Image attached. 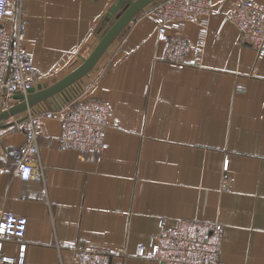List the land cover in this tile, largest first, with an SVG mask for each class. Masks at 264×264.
<instances>
[{"label": "crops", "instance_id": "obj_1", "mask_svg": "<svg viewBox=\"0 0 264 264\" xmlns=\"http://www.w3.org/2000/svg\"><path fill=\"white\" fill-rule=\"evenodd\" d=\"M118 1L9 0L28 20L25 47L35 77L43 76L37 84L82 63ZM236 1L212 0L203 48L198 26L185 27L193 64L182 69L163 60L148 6L90 74L62 92L60 104L95 97L110 105L119 125L108 128L103 152L60 150V122L44 120L35 157L42 177L25 181L7 149L24 142L14 128L30 111L0 124V211L27 217L25 264H74L78 247L108 249L112 264H157L138 248L149 252L162 221L172 227L179 219L221 225L224 264H264V56L239 44L228 19ZM56 107L47 100L31 112ZM20 247L7 240L0 254L16 256Z\"/></svg>", "mask_w": 264, "mask_h": 264}, {"label": "built area", "instance_id": "obj_2", "mask_svg": "<svg viewBox=\"0 0 264 264\" xmlns=\"http://www.w3.org/2000/svg\"><path fill=\"white\" fill-rule=\"evenodd\" d=\"M212 0H161L153 8L159 40L164 44L163 60L182 69L193 63L187 59L190 41L184 33L187 25L198 26V45L203 48L209 31ZM238 32V42L252 48L258 57L264 56V7L253 0H237L228 15ZM12 24L8 28V24ZM28 20L24 10L17 12L9 0H0V99L4 108L15 101V94H27L37 86L33 73V59L25 47ZM57 120L61 128L58 136L60 150L73 149L80 157L86 153H101L107 147L106 132L119 125L110 105L89 97L64 101L59 107L40 112H28L25 120L15 126L24 134V142L7 149V155L18 161V174L28 181L42 177V169L35 157L39 152L44 120ZM228 160L224 170H227ZM228 179L223 180V188ZM28 220L24 215L0 211V251L7 240L21 243L16 256L0 254V264H25L23 243ZM138 248L137 256L157 264H224L221 260L222 226L198 219H179L172 227L163 220L159 231L149 243ZM124 255V249L118 252ZM110 250L98 247L75 249L74 264H112Z\"/></svg>", "mask_w": 264, "mask_h": 264}, {"label": "water", "instance_id": "obj_3", "mask_svg": "<svg viewBox=\"0 0 264 264\" xmlns=\"http://www.w3.org/2000/svg\"><path fill=\"white\" fill-rule=\"evenodd\" d=\"M158 1L160 0H119L107 15L108 18H114L113 16L116 15L113 23L102 33L90 54L83 58L82 63L51 85L39 83L30 89L27 94H15L12 97L16 101L15 103L8 108L0 107V124L12 117L31 111L47 100H52L59 107V98H61L62 92L83 77L88 76L112 43L135 17ZM1 101L3 104V99Z\"/></svg>", "mask_w": 264, "mask_h": 264}, {"label": "rangeland", "instance_id": "obj_4", "mask_svg": "<svg viewBox=\"0 0 264 264\" xmlns=\"http://www.w3.org/2000/svg\"><path fill=\"white\" fill-rule=\"evenodd\" d=\"M160 1H161V0H160ZM160 1H158V2H156V3H154V4H152V5H154V6H155V5H156V4H158ZM237 40H238V39H237ZM255 53H256V52H255Z\"/></svg>", "mask_w": 264, "mask_h": 264}]
</instances>
